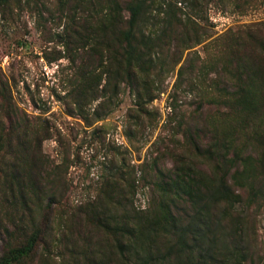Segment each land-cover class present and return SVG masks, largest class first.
Listing matches in <instances>:
<instances>
[{"label":"rangeland","instance_id":"374dc122","mask_svg":"<svg viewBox=\"0 0 264 264\" xmlns=\"http://www.w3.org/2000/svg\"><path fill=\"white\" fill-rule=\"evenodd\" d=\"M151 8L186 23L190 42L199 43L178 53V63L170 59L175 47L156 49L167 63L155 97L137 106L124 82L113 98L92 91L100 83L94 75L80 85L95 64L92 38L107 0H0V88L26 114L32 146L24 196L0 199V256L37 236L29 256L13 264H126L117 246L128 240L112 222L134 226L155 206L154 161L163 171L195 163L215 185L223 177L230 194L212 211L224 246L242 253L237 264H264V0H153ZM127 17L122 10L123 24ZM190 62L189 79L182 75L175 87ZM247 84L256 111L232 104L231 93L244 94ZM0 120L9 127L2 113ZM189 128L206 137L211 129L231 144L220 151L221 169L187 145ZM152 240L162 246L159 235Z\"/></svg>","mask_w":264,"mask_h":264},{"label":"trees","instance_id":"16d2710c","mask_svg":"<svg viewBox=\"0 0 264 264\" xmlns=\"http://www.w3.org/2000/svg\"><path fill=\"white\" fill-rule=\"evenodd\" d=\"M107 1L110 4L108 13L96 17L99 24L98 34L92 38L96 56L95 64L90 70L92 74L84 70L80 76V85L85 81V76L94 75L100 83L92 91L113 98L117 96L120 83L124 82L134 94L137 106L141 102L149 103L155 97L154 82L161 76L163 65L167 63L164 57H155L156 49L175 47L176 56L170 59L173 63H178L180 56L177 54L199 43V40L190 42L191 35L187 24L174 21L172 14L165 9L160 11L151 8L153 0H130L124 5L119 0ZM166 3L167 6L173 5L169 1ZM122 10L128 13L124 24L120 19ZM160 12L163 16L160 20L161 26L157 29L158 22L155 19L161 15ZM190 64L180 69L175 87L182 75L187 74L189 79L191 73L186 69L193 71L194 68L191 62ZM82 67L84 68V64ZM202 69L203 66L198 72L200 75ZM245 87L247 88L244 94L239 93L240 87L231 93L232 104L248 112H252L249 107L256 111L251 104L248 84ZM4 91L8 92V88H0V99L2 96L8 104L5 106L0 100V115L4 114L10 125L4 128L0 120V138L5 135L8 140L4 145L0 140V176L5 182L0 188V199L12 201L16 196H24V180L32 162V146L26 114L12 102L9 95L5 96ZM173 94L170 95L172 100L175 99ZM100 117L96 114L93 121L99 120ZM11 134L14 143L10 140ZM37 134L38 130H35L32 136L37 137ZM202 134L207 135L204 131ZM217 134L209 129V135L206 137L197 132L192 133L189 128L186 138L187 145L192 146L195 154L203 157L204 163L216 161L214 166L221 169L220 164L226 155H220V151L228 149L231 144ZM226 160L230 162L233 158ZM156 163L154 161L153 169L156 172L152 180L153 189L158 192L155 206L143 221L134 226L129 224L126 218H114L112 222L115 233L128 240L129 246H117L119 252L125 256L126 264L240 263L239 256H242V253L224 246L225 238L220 231V217L212 211L213 202L220 203L219 195L228 199L230 194L223 177L215 185L214 179L203 178L202 171L195 167V163L182 168L175 165V168L169 171L161 170ZM105 227L110 226L106 224ZM156 235L161 237L162 246H152L155 244L152 238ZM36 241L35 234L29 236L22 246L13 247L0 256V264H13L29 256Z\"/></svg>","mask_w":264,"mask_h":264}]
</instances>
